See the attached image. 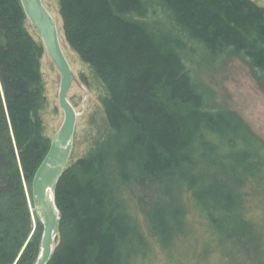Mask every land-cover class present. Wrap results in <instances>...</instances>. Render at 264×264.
<instances>
[{
  "label": "trees",
  "instance_id": "1",
  "mask_svg": "<svg viewBox=\"0 0 264 264\" xmlns=\"http://www.w3.org/2000/svg\"><path fill=\"white\" fill-rule=\"evenodd\" d=\"M163 1L211 54L231 47L264 71L254 2ZM60 11L66 40L103 85L109 135L58 179L46 264H151L155 249L173 264L191 237L218 261L264 264V227L252 217L264 211V140L233 109H202L180 39L147 27L142 0H60ZM26 23L19 0H0V264H34L42 235L37 219L31 233L22 185L50 145L38 114L43 48Z\"/></svg>",
  "mask_w": 264,
  "mask_h": 264
},
{
  "label": "rangeland",
  "instance_id": "2",
  "mask_svg": "<svg viewBox=\"0 0 264 264\" xmlns=\"http://www.w3.org/2000/svg\"><path fill=\"white\" fill-rule=\"evenodd\" d=\"M142 1L146 13L143 19L147 27L150 30L156 28L165 32L172 31L180 39V46L177 49L191 78L204 96L202 109L205 111H214L222 107L233 109L249 124L251 130L264 140V71L254 68L247 56L237 53L231 47H226L217 54H211L202 42L191 38L184 31L183 26L176 22L163 0ZM250 1L264 11V0ZM42 2L56 21L61 48L75 77L67 93V99L77 114L72 149L65 165V168H70L81 159L89 157L98 144L109 135V127L100 100L104 89L93 68L81 59L64 36L60 0H42ZM26 29L43 48L39 62L43 100L38 114L42 125V135L50 144L64 118L57 98L60 75L49 58L40 36L28 19ZM31 182L32 180L28 181L22 175L26 204L31 221L33 220L32 233L36 230L37 220L32 216ZM252 217L263 229L264 211L256 209ZM197 238L199 239L198 247L196 237H191L183 242L184 245L179 250L170 253L173 264H231L227 260L218 261V256L211 252L212 244L205 242L200 246L203 239ZM55 245L57 243H54L53 247ZM167 259L166 252L155 249L151 253L149 262L151 264H171Z\"/></svg>",
  "mask_w": 264,
  "mask_h": 264
},
{
  "label": "water",
  "instance_id": "3",
  "mask_svg": "<svg viewBox=\"0 0 264 264\" xmlns=\"http://www.w3.org/2000/svg\"><path fill=\"white\" fill-rule=\"evenodd\" d=\"M19 1L60 75L57 98L64 118L31 182L33 216L42 224L40 251L34 264H46L60 223V212L54 199L55 188L69 159L73 143L77 114L67 99V93L75 77L61 48L56 21L42 0Z\"/></svg>",
  "mask_w": 264,
  "mask_h": 264
},
{
  "label": "bare ground",
  "instance_id": "4",
  "mask_svg": "<svg viewBox=\"0 0 264 264\" xmlns=\"http://www.w3.org/2000/svg\"><path fill=\"white\" fill-rule=\"evenodd\" d=\"M32 216H33V214H32ZM34 217V216H33ZM35 218V217H34ZM40 222V221H39ZM42 225V224H41Z\"/></svg>",
  "mask_w": 264,
  "mask_h": 264
}]
</instances>
